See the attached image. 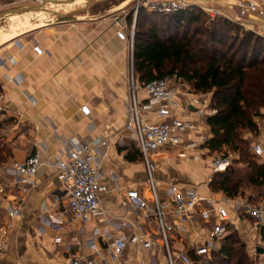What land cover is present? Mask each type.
I'll return each instance as SVG.
<instances>
[{
  "label": "crops",
  "instance_id": "obj_1",
  "mask_svg": "<svg viewBox=\"0 0 264 264\" xmlns=\"http://www.w3.org/2000/svg\"><path fill=\"white\" fill-rule=\"evenodd\" d=\"M238 1L190 0L198 8L218 9L224 17L264 37V15L252 12L242 18ZM129 2L80 0L69 4L81 6L70 13L75 20L67 22L53 21L56 17L50 16L48 23H38L40 18L28 16L32 13L18 15L23 17L20 26L10 30H2L7 20L0 22V92L3 93L0 143L8 151L7 159L0 166V185L6 188L5 193L0 194V229H3L0 230V264H69L72 252L92 255L91 244L103 247L98 240L91 242L93 232L99 226L96 220L87 224L71 221L66 184L56 166L66 149L79 142H95L112 134L101 165L102 182L110 186V190L101 195V204L112 218L137 221L136 213H130L125 198L133 189L149 196L147 171L142 157L137 161L127 158L126 148L136 144L135 133L128 128L130 40L129 37L119 38L117 31L128 21L124 18L119 24L112 19L114 14L122 16L127 12ZM21 6L28 4L20 0H0V12ZM123 30L129 34V28ZM36 45L43 49V54L35 52ZM138 95L140 101H145L143 91ZM191 95L198 96L197 93ZM180 99L189 101L191 98L181 96ZM205 101L211 103V94ZM85 105L91 109L90 116L81 111ZM145 118L157 120L155 113L146 114ZM262 121L257 118L259 136L264 137ZM203 135L210 137L207 123L186 132L184 145H169L154 155L155 176L161 192L168 183H175L183 191L198 186L204 196L217 200L226 198L223 193L210 189L214 172L205 158L209 149L204 147ZM191 143L198 146L187 148L186 145ZM35 153L40 155L42 162L37 175L38 185L23 194L10 184L11 178L3 168ZM261 158L264 160V156ZM207 182L209 185H204ZM56 197H61L59 203ZM20 202V217L11 218L10 208ZM230 213L233 226L251 240L252 253L262 257L258 248H264V232L232 208ZM58 215L65 218L59 232L64 243H57V231L46 227L42 221V218ZM199 231L202 232L201 227ZM194 237L195 234H190L174 240L173 244L175 248L190 250ZM66 244L72 251L66 250ZM96 255L102 260L107 252L103 247ZM127 256L132 264L151 258L148 252L136 253L132 246Z\"/></svg>",
  "mask_w": 264,
  "mask_h": 264
},
{
  "label": "built area",
  "instance_id": "obj_2",
  "mask_svg": "<svg viewBox=\"0 0 264 264\" xmlns=\"http://www.w3.org/2000/svg\"><path fill=\"white\" fill-rule=\"evenodd\" d=\"M20 2L28 5H46L48 8L55 6L51 3L52 0H20ZM237 5L242 18L252 12L264 15V2L239 0ZM140 7H145L151 12L173 14L195 6L190 0H138L131 27L126 22L121 23L122 19H127L126 12H123L122 16L112 15L115 23L122 24L117 31L118 37L121 39L129 37L130 40L128 128L135 133V141L146 166V186L149 196L136 189L129 190L126 193L125 203L130 213H136L137 221L112 218L101 204V195L110 190V186L102 182L101 165L110 146L112 134H107L105 138L95 142H79L69 146L56 166L66 184L65 196L72 214L71 221L87 224L91 220H96L99 226L94 230L91 242L100 241L107 252L106 258L101 260L96 254L100 253L103 247L91 244L92 255L72 252L68 258L69 264H132L127 256L131 246L138 254L144 251L151 254L149 261L141 259L138 264H207L208 258L219 249L222 240L228 234L229 226L233 225L231 208L237 215L252 220L256 228L264 232V192L259 202L252 200L253 195L217 200L204 196L198 186L183 191L175 183H168L161 192L155 176L154 155L166 146L184 145L183 135L206 124L207 117L216 110L206 101H202L199 96H192L184 104L180 99L185 95L184 84L176 75L156 78L143 87L139 85L134 74L133 49ZM200 8L211 19L224 17L223 12L218 9ZM126 27L129 28L128 35L123 30ZM34 50L38 55L43 54V49L38 45L34 46ZM139 91L146 94L145 101H140ZM2 99L3 93L0 92V122L3 111ZM81 111L84 115L90 116L89 106H82ZM149 113H155L157 120H147L145 115ZM208 139L209 136L203 135V144ZM186 146L194 148L198 145L191 143ZM251 150L256 156H264V137L257 136ZM233 158L228 154L215 155L211 160L213 172H224L229 169L233 165ZM41 164L40 155L35 153L24 161H14L3 170L10 176V184L19 192L27 194L38 185L37 175ZM204 185H209V182ZM114 186L117 188L116 182ZM5 191L6 188L0 185V194ZM60 201L61 197H56V202ZM21 203L10 208L11 218L20 217ZM42 221L46 227L57 231L55 241L64 243V237L59 232L62 230L65 218L62 215L50 216L42 218ZM109 226L113 229L110 230ZM199 227L202 232L199 231ZM40 229L44 230V227L41 226ZM190 234H195L190 250L175 248L174 240ZM4 246L6 249L7 244ZM65 246L67 251H72L71 246L68 244ZM261 256L264 258V254Z\"/></svg>",
  "mask_w": 264,
  "mask_h": 264
},
{
  "label": "trees",
  "instance_id": "obj_3",
  "mask_svg": "<svg viewBox=\"0 0 264 264\" xmlns=\"http://www.w3.org/2000/svg\"><path fill=\"white\" fill-rule=\"evenodd\" d=\"M133 63L142 87L156 78L176 75L194 93L211 94L210 107L216 112L206 119L210 137L204 147L212 153L239 154L247 172L231 166L215 173L210 189L234 199L243 197L247 184L257 189L252 200L259 202L264 192V160L251 150L254 139L245 136H258L257 118L264 120V37L226 17L211 19L198 7L173 14L140 7ZM126 150L128 160L141 159L137 144ZM7 156L0 143V166ZM255 260L238 230L230 225L207 264H255Z\"/></svg>",
  "mask_w": 264,
  "mask_h": 264
},
{
  "label": "rangeland",
  "instance_id": "obj_4",
  "mask_svg": "<svg viewBox=\"0 0 264 264\" xmlns=\"http://www.w3.org/2000/svg\"><path fill=\"white\" fill-rule=\"evenodd\" d=\"M137 1L138 0H130L129 4L126 5L127 7V16H130V19L131 20H128V24H129V27H131L133 25V20H134V13H135V10H136V4H137ZM78 6H81V5H69V4H66V5H61V6H58V5H55L53 7H51L52 10L54 11H58L60 12L61 14H70V13H73L72 10H74V8H78ZM21 16V15H20ZM29 17L31 16H34L35 18H40L41 20L38 21V23H48L47 20H50V15H47V14H40V13H32V15H28ZM132 16V17H131ZM27 17V15L25 16ZM13 18V17H12ZM23 19V17H18V16H15L14 19H12L13 21H10L9 19L7 21H5V23H3V31H6V30H10L12 27H15V26H20L21 24V19ZM129 18V17H128ZM160 18L156 19L157 22H161V19L159 20ZM203 20H206V18H203ZM53 21H56V22H59V20L57 18H53ZM63 22V21H62ZM50 23V22H49ZM239 23V22H237ZM240 24V23H239ZM243 26V25H241ZM243 28L245 30H249L247 27L243 26ZM1 29V28H0ZM251 31V30H250ZM129 80L131 79V70H130V64H129ZM136 80H137V77L135 76ZM184 85H183V91L185 93V95H182V97H185V98H192V95L191 93H194L193 90L191 89V86L188 85L187 83H184L182 82ZM141 85V84H139ZM208 94H198L199 97H201V100L202 101H205L206 100V96ZM187 101H183V103L185 104ZM262 119V118H261ZM263 120V119H262ZM263 125H264V120L262 121ZM261 123V124H262ZM206 131H204L203 133H205ZM249 136L250 139H256L257 136H251V135H246L245 137ZM259 136V135H258ZM253 140H251L252 142ZM226 154L228 155H232L234 158L233 160V165L234 167L236 168H239L240 170L243 171V173H246L247 172V168H246V165H243L239 160H240V155L239 154H236V153H230V152H225ZM218 153H212L209 151L208 155H205V158L208 159L209 161V165L211 163V160L212 158L217 155ZM207 164V165H208ZM208 165V166H209ZM215 175V173H214ZM214 175H212V178L214 177ZM257 192V189L253 188L252 186H247L244 185V189H243V197H250L252 195H255ZM241 235V234H240ZM241 238L243 240V242L247 245V248L249 250V252L256 258L255 260V264H264V258L260 257V256H255L254 253H252L251 249H250V246H251V243L250 241L251 240H247L246 236H242L241 235Z\"/></svg>",
  "mask_w": 264,
  "mask_h": 264
},
{
  "label": "water",
  "instance_id": "obj_5",
  "mask_svg": "<svg viewBox=\"0 0 264 264\" xmlns=\"http://www.w3.org/2000/svg\"><path fill=\"white\" fill-rule=\"evenodd\" d=\"M80 0H52L51 3L61 6L66 4H74ZM90 2H97L99 0H87ZM28 13H40V14H47L50 16L56 17L60 22H67V21H73L75 20V17L71 14H61L58 11H54L51 8H48L46 5L36 4V5H28V6H21L18 8H13L10 10H6L3 12H0V22L4 20H8L13 16H18L22 14H28ZM258 252L261 254H264V248L259 247Z\"/></svg>",
  "mask_w": 264,
  "mask_h": 264
}]
</instances>
